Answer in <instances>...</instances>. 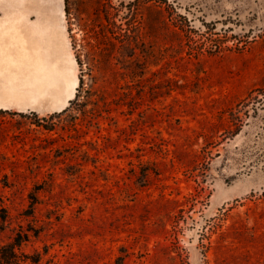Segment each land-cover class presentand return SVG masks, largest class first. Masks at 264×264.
I'll return each mask as SVG.
<instances>
[{
	"label": "rangeland",
	"instance_id": "obj_1",
	"mask_svg": "<svg viewBox=\"0 0 264 264\" xmlns=\"http://www.w3.org/2000/svg\"><path fill=\"white\" fill-rule=\"evenodd\" d=\"M168 2L183 45L123 7L145 38L103 71L75 8L57 67L0 49L11 84L29 71L7 95L69 107L0 108V243L27 233L28 264H264V0Z\"/></svg>",
	"mask_w": 264,
	"mask_h": 264
},
{
	"label": "trees",
	"instance_id": "obj_2",
	"mask_svg": "<svg viewBox=\"0 0 264 264\" xmlns=\"http://www.w3.org/2000/svg\"><path fill=\"white\" fill-rule=\"evenodd\" d=\"M65 12L69 17L73 8L77 9L79 14L84 12L90 17L89 29L95 36L96 49L89 54L88 70L92 73L98 68L103 71L105 65H109V60L116 57L114 50L124 52L123 54L133 56L139 41L144 40L143 31L140 29L134 31L135 23L131 21L130 16H126L125 22L120 17L123 7H126L129 12L140 11L144 18V23L150 32H158L161 27H167L168 32L172 35V39L178 41L179 45H183L181 30H184L174 16L175 7L168 0H132L128 4L121 3L116 5L113 0H64ZM177 15H180L177 13ZM172 18V21H170ZM174 25V28H170ZM70 30V27H68ZM152 53L149 49L143 48L140 53V60L147 63ZM79 63L82 60L77 58ZM85 79L83 72L79 75V85L75 99L79 96V91L84 86L85 92L90 94L91 88H85ZM95 88V87H94ZM93 89V87H92ZM69 110V107L64 108L58 113H63ZM47 129L52 130L53 125H45ZM29 235L23 231H19L10 242L0 243V264H28L31 258L23 251H18L22 244L28 240ZM32 262L37 260L33 257Z\"/></svg>",
	"mask_w": 264,
	"mask_h": 264
},
{
	"label": "crops",
	"instance_id": "obj_3",
	"mask_svg": "<svg viewBox=\"0 0 264 264\" xmlns=\"http://www.w3.org/2000/svg\"><path fill=\"white\" fill-rule=\"evenodd\" d=\"M22 40H24L23 43H21ZM9 42H11L10 47L14 55L16 49L23 44L30 52L34 47H37L41 57L44 50L48 55H56L57 60L44 62V64L48 67L49 65L57 67L59 60L63 59L64 54L68 51L64 2L59 8L57 5L52 6L51 0H0V49L6 47ZM3 59L4 57L2 58L0 53V64ZM27 72L29 74L26 69L19 72L17 79L11 84L6 70L0 65V108H16L21 111L35 107L46 110L65 108L67 104L62 108L54 107L60 96H53L49 93L48 98H44L45 95H40L37 99L29 101L7 95L12 86L16 85L17 89L29 87L26 84L22 85ZM17 81L20 85L17 84Z\"/></svg>",
	"mask_w": 264,
	"mask_h": 264
}]
</instances>
